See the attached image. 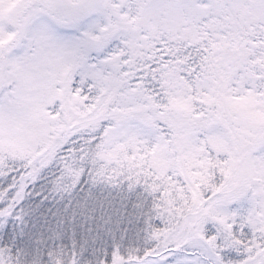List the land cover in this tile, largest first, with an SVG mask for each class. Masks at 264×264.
I'll list each match as a JSON object with an SVG mask.
<instances>
[{
	"label": "snow or ice",
	"instance_id": "snow-or-ice-1",
	"mask_svg": "<svg viewBox=\"0 0 264 264\" xmlns=\"http://www.w3.org/2000/svg\"><path fill=\"white\" fill-rule=\"evenodd\" d=\"M0 264H264V0H0Z\"/></svg>",
	"mask_w": 264,
	"mask_h": 264
}]
</instances>
